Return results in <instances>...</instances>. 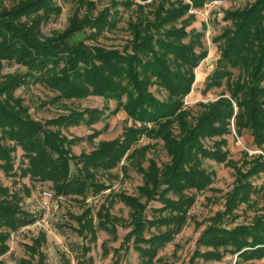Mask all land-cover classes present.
Instances as JSON below:
<instances>
[{
	"label": "rangeland",
	"instance_id": "374dc122",
	"mask_svg": "<svg viewBox=\"0 0 264 264\" xmlns=\"http://www.w3.org/2000/svg\"><path fill=\"white\" fill-rule=\"evenodd\" d=\"M28 1L30 0H0V24L9 20L10 15H13L11 11ZM257 1L206 0L196 4L192 0H47L43 6L49 4L60 12L58 15L52 14L51 18L46 17L48 13L40 12L43 18L37 29L40 41L55 40L53 43L62 48L78 50L74 55L89 61L79 62L72 73L81 75L86 82L90 81V75H98L106 79L110 86L117 88L118 84L122 85L121 99L114 102L112 99L93 95L86 98L59 97L46 82L51 78L55 81L62 76L61 71L65 65L61 64L57 68L58 72L55 73L54 69L45 77H40L41 73H36L20 83L10 94L1 89L0 103L8 102L7 108L14 111L13 114L19 113L23 123H39L42 127L41 132L47 130L59 132V135L67 140L65 148L69 156L90 154L99 148L98 145L101 143L115 141V144L121 145L130 133L134 134L132 135L135 137V145L124 152L121 161L113 170L95 173L93 182H103L107 190L98 194L88 192L85 201L78 197L56 196L51 183L20 177V168L24 166L23 159L19 151L11 153L14 164L12 173L9 176L0 173V189H7L8 192L6 196L0 198L14 201L13 203L20 209L17 216H27L34 220V223L10 234L7 242L9 251L0 258L1 264H19V260L28 261L29 264L139 263L138 256L131 247L134 239H125L132 229L129 225L128 208L115 199V195L124 193L138 197L144 206L141 217L146 220H160L167 216V211L162 209L163 202L157 200L156 196L148 200L137 193L138 187L143 184V175L137 171L136 164H140L145 171L150 163L155 164L157 180L162 182L166 178L163 172L170 163V158L165 154L160 140L146 137L144 128H151V123H143L130 115L127 106L137 96L136 92L130 90L128 83L121 82L110 74L119 73L122 68L126 69L128 65L124 62L132 60L133 64L130 62L132 65L128 68L138 71V79L141 82L148 80V83L143 82L144 96H149L158 104L173 102L176 107H180L176 103L180 101L181 111L189 112L188 125L191 127L197 116L206 110L207 105L209 109V105L218 99L229 98L230 87L233 88L236 84L246 88L264 86V82H258L259 79H264V65L261 62L256 63L259 51L257 38L264 27V22L259 21L257 33L253 35L255 38L253 43L241 47L244 48V52L241 51L239 57L243 59V66L236 65L238 57L233 55L235 51L236 54L239 53L240 46L239 50L233 51L234 47L229 50L235 39L240 38L242 13L249 11ZM262 8L260 14L264 17V3ZM38 15L40 14L15 19L13 24L26 26ZM178 29H184L188 36L177 41L169 39L167 32ZM144 39L153 45L154 51L156 40L171 41L180 47L190 48L193 55L191 60L195 62V66L191 69L188 93L181 99L179 96H172L178 87H174L171 84L174 81L171 80L177 77L173 72L182 71L181 75H185L184 65H181L180 69L175 67L185 57L176 60L167 53L157 51L153 52L157 57L155 55V59H151L152 53L149 55L136 53V48L132 44ZM9 40L10 34H5L0 38V43ZM246 51L252 52L250 54ZM102 56L109 58L99 61ZM222 59L225 60L224 63ZM15 60L0 59V87L10 79H15L18 74H24L25 68L18 65ZM220 61L223 67L218 65ZM102 66L109 69L110 73L101 68ZM50 69L51 66L47 68L48 71ZM216 69L220 78L219 86L207 88V81ZM251 74L253 77L249 79ZM21 76L23 75L19 76L18 81L23 78ZM225 76L229 78L226 79ZM40 78H47L45 84L39 81ZM157 80L162 84L163 81L170 83L166 88ZM53 81L52 85H55ZM83 86L91 90L86 83ZM140 104L141 102L137 103V106ZM231 106L235 113L236 107L233 102ZM143 108L147 109L146 105H143ZM91 114L94 116L89 119ZM81 115L88 121L80 120L76 124V117ZM53 121L64 124L48 127L47 123ZM67 123L71 124L66 125ZM227 128L229 133L222 136L225 145L220 146L218 150L226 154L227 160L235 167L204 158L200 162V168L209 174L210 182L202 191L182 188L183 191L178 196L166 194L163 197V201L176 202V207L179 206L178 199L183 197L189 198L193 203L185 214L180 231L158 251L160 263L157 264H264V258L247 262L237 261L236 254H226L220 260L212 261L194 256L196 252L212 250L198 244L199 239L207 240L211 237L207 242L214 243L221 238L224 231L244 232L248 228L247 231L250 232L249 229L253 228L256 220L263 222L264 225V169L258 172L257 168V173L253 174L251 168L256 156L264 163V147L252 144L248 130H241V135L238 136L233 118L228 120ZM219 139L203 138L199 143L207 154L215 152L214 144ZM3 143L10 146L9 141L3 140ZM134 151L137 153L134 154ZM71 170L75 173L76 167L71 165ZM162 174L165 177L161 180ZM188 179L183 174L175 173L169 176L167 181L186 187L191 184ZM244 188L248 194H241L236 199L237 194ZM164 189L165 186H161L158 192L162 193ZM46 190L52 193V198L44 205L42 192ZM233 191L230 204L226 206V199ZM245 198L246 200L242 201ZM101 208L107 209L115 223L116 239L105 231L97 230V237L94 240L87 232L79 231L80 225L76 219L82 217L83 212L88 209L90 211L88 217L97 223ZM244 227L245 230H241ZM261 228L264 229L263 226ZM160 231H163V228L157 230L150 228L144 232V237ZM103 246L107 250H104ZM37 249L38 255L35 252ZM246 249L248 248L241 251ZM216 250L221 251V248Z\"/></svg>",
	"mask_w": 264,
	"mask_h": 264
},
{
	"label": "trees",
	"instance_id": "16d2710c",
	"mask_svg": "<svg viewBox=\"0 0 264 264\" xmlns=\"http://www.w3.org/2000/svg\"><path fill=\"white\" fill-rule=\"evenodd\" d=\"M192 1L196 4H201L206 0ZM46 2L47 0H30L21 3L16 10L11 11L13 15H10V18H8L9 20L1 22L0 38L4 37L5 34H10L11 40L8 42L3 41L4 44L3 42L0 43V59H7L8 61L16 59L15 61L18 65L25 68V72L24 74L15 76V79H10L9 82L0 87V90L3 89V92L6 91L10 94L20 83L33 77L34 74L41 73L40 77H45L49 72H53L54 69L56 70L54 71L55 73L58 72L57 68L63 64L65 65L61 71L63 74L59 79L55 80L56 82L53 81V78L46 82L48 77L46 79H39L41 83L45 84L46 82L47 86L53 89L59 97L86 98L93 95L96 97H106L109 100L112 99L114 102H119L121 93L123 94L120 90L122 85L118 84L117 88L110 86L107 84L106 79L98 75H90V81L86 82L87 80H83L84 78L81 77V75L77 76L72 73L75 65L84 60V57H76L74 55L78 50L62 48L53 43L55 40L46 39L45 42L40 41V34L37 29L40 26L39 23L43 19L41 18V13H48L46 17L51 18L52 14L58 15L60 12L59 9L49 4L43 6ZM263 3L264 0H258L251 6L249 11L242 13V24L239 27L240 38H236L233 42V46L229 49L232 50L234 47L233 51L239 50L240 46L239 53L236 54L235 51L233 54L238 57L236 58V65L243 66V59L239 57L240 52H244V48L241 47L242 45L253 43L255 39L253 35L257 33L259 21L262 20V22H264V17L260 14L263 10ZM34 14L40 15H38L31 24H26V26H17L13 24L15 19L27 18ZM167 36L169 39L172 38L177 41L186 38L188 32H185L184 29H178L167 32ZM257 39L259 41V51L258 53L257 50L255 51L257 53L256 63L259 64V62H261V64L264 65V27L260 30ZM157 41L158 40H156V42ZM159 41V44L155 42V51L153 45L151 46L146 39L135 42L132 45L136 48V53L148 55L152 53L151 59H153L155 55V57H157V54L153 53L157 51L167 53L176 60L185 57L182 61L183 63L181 62L175 66L177 69H180L181 65H184L185 75H181L182 71L173 72L174 76L177 77L171 80L174 81V83L171 84L174 85V87H178V90L175 91L172 96H179V99H181V97L188 93L191 82V69L195 66V62L191 60L193 55L190 48L187 46L180 47V45L175 44V42ZM2 44L3 46H1ZM163 46H165V48H163ZM252 51L254 52V50ZM252 51L246 52L251 54ZM65 53L67 54L65 55ZM130 57L131 56H129V58ZM108 58V56H102L99 61ZM223 60L224 59L221 61L224 63L225 60ZM84 61L88 62L89 60ZM221 61L218 65L223 67ZM130 62L133 64L132 60L124 63H127L128 67H130L132 65ZM229 62L232 63L230 60ZM50 66L52 69L48 71L47 68ZM128 67L126 69L122 68L119 73L110 74V76L121 82L128 83L130 90L132 89L136 92L137 96L130 102L129 106H127L130 115L143 123H151V128H144L146 137L148 139L160 140L165 154L170 158V163L165 167L163 172L166 174V178H164V174L161 176V180L164 178L162 182L157 180L158 175L155 169L156 166H154L155 164L150 163L147 171L142 169L140 164H136L137 171L143 175V184L138 187L137 193L148 200L156 196L157 200L161 203L163 202L162 209L163 211H167V216H164V218L160 220H146L141 217L144 206L141 205L138 197L129 196L124 193H116L115 199H118V201L128 208V215L130 218L129 225L132 229L128 235H126L125 239H134L131 247L138 256V264H157L160 263V258L157 257L158 251L163 249L164 246L172 240L173 236L180 231L184 224L185 214L193 203L187 197L181 199L177 198L179 206L176 207V202L163 201V197L166 194L178 196L182 193L184 188L192 189L196 192L202 191L210 182L209 174L200 168V162L204 158L211 159L216 163H224L226 166L235 167L231 161L227 160L226 154L218 150L220 146L225 145L222 136L229 133L227 128L228 120L233 118L235 132L238 136L241 135V130H248L252 144L257 147H264V86L260 88L259 86L257 88H246L245 86L239 87V84H236L233 88L230 87V90H228V99H218L214 104L209 105L210 110L207 105L206 110L197 116L194 125L189 127V112L181 111L180 101L176 102L180 107H176L173 102L158 104L151 100L149 96H144L142 92L144 88L143 84L145 82L148 83V80H144V83L141 82L138 79V71L136 72ZM101 68L105 69V66ZM105 71L110 73L109 69H105ZM217 73L218 71L216 69V71L210 75L207 81V88H217L219 86L220 78ZM20 75H23L21 76L23 78H20L18 81ZM157 77L158 79L160 78L158 75ZM252 77L253 74H251L249 79ZM225 78L228 79L229 77L225 76ZM51 81L56 83L55 85H57V83H60V85H52ZM157 82L161 83L158 80ZM258 82H264V79H259ZM84 83L89 85L91 90L86 89L83 86ZM169 83L168 81H166V83L163 81L161 85L167 88V84ZM140 102L141 104L137 106V103ZM231 102L235 104V113L233 112ZM7 105L8 102L0 103V173L4 174V176H9L12 173L14 164L11 153L19 151L24 165L20 168V177L51 183V188L56 196L78 197L85 201L88 192L98 194L101 191L107 190L106 184L103 182H93L96 175L95 173L113 170L121 161L124 152L135 145L134 134L130 133L121 145L115 144V141L101 143L98 145L99 148L90 154H83L78 157L69 156L68 150L65 148L67 146V140L61 137L59 132L51 130L41 132L42 127L39 123H23L22 118L18 115L19 113L13 114L15 112L9 110ZM143 105H146L147 109H144ZM91 116L94 115L91 114L89 119ZM68 120L69 118L66 121ZM76 120V124H78L80 120L88 121L83 118L82 115L76 117ZM59 124L63 125L64 123L61 124L53 121L50 124L47 123V126L50 127ZM70 124L71 123H67L66 125ZM22 126L24 128H22ZM211 137L220 139L214 144L215 152L213 151L206 154L205 149L200 146L199 141L203 138ZM3 140L9 141L10 146L5 145ZM135 153H137V151H134V154ZM139 154L142 155L141 152H139ZM133 161H135L134 158ZM71 165L76 167L75 173H72ZM185 167H187V169H183ZM251 168H253V174L257 173V168L258 172L263 171L264 163L256 156L253 159ZM175 173L183 174L185 177H188V181H190L191 184L186 187H181L179 184L168 182L167 178ZM161 186H165V189L162 193H159L158 189ZM234 191L226 199V206H229L230 198H232ZM7 192V189H0V196H6ZM241 194H248L247 189L244 188L242 192L238 193L236 199ZM245 200L246 198L242 201ZM13 202L14 201L8 200L7 198H0V258L9 251L7 242L10 238V234L34 223V220L27 216H17L20 209ZM89 213L90 211L87 209L83 212L82 217L76 219L77 223L80 225V233L87 232L90 237L95 240L97 237V230H99L107 232V234L114 239L117 238L115 223L111 220L112 218L108 214L106 208H101L98 212L99 217L97 223L93 222L92 218L88 217ZM254 223L256 224H254V226L252 225L253 228L249 229L250 232L247 231L248 228L244 232L224 231L222 232L224 234L221 235V238H218L214 243L207 242L211 237L207 240L199 239L200 242H198V244L203 247H209L212 250L202 253L196 252L194 256L205 261L220 260L222 256L226 254H236V260L241 262L264 258V229L261 228L262 226L264 227V225L263 222H258V220ZM157 225L159 227H157ZM150 228L156 230L158 228H163V231L151 234L149 237H144V232ZM241 230H245V227ZM246 247L248 249L241 251ZM219 248H221V251L216 250ZM103 249L107 250L105 246H103ZM35 252L37 255L39 254L38 249ZM38 262H40V260H38ZM19 264H29V262L19 260Z\"/></svg>",
	"mask_w": 264,
	"mask_h": 264
},
{
	"label": "built area",
	"instance_id": "2783aa9c",
	"mask_svg": "<svg viewBox=\"0 0 264 264\" xmlns=\"http://www.w3.org/2000/svg\"><path fill=\"white\" fill-rule=\"evenodd\" d=\"M42 198L45 200V201H44V205H46V204H47V201L50 200V199L52 198V193L49 192L48 190L43 191V192H42Z\"/></svg>",
	"mask_w": 264,
	"mask_h": 264
}]
</instances>
